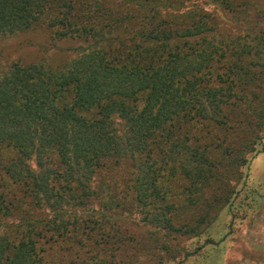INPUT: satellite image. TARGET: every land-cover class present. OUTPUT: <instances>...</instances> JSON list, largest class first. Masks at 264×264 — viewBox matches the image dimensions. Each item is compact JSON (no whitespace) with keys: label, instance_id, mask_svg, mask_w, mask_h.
Masks as SVG:
<instances>
[{"label":"rangeland","instance_id":"rangeland-1","mask_svg":"<svg viewBox=\"0 0 264 264\" xmlns=\"http://www.w3.org/2000/svg\"><path fill=\"white\" fill-rule=\"evenodd\" d=\"M46 5L0 34V72L38 64L49 78L97 52L154 81L93 105L73 85L52 96L103 142L90 166L55 141L39 156L0 144V264H264V0ZM12 96V120L41 105Z\"/></svg>","mask_w":264,"mask_h":264},{"label":"trees","instance_id":"trees-1","mask_svg":"<svg viewBox=\"0 0 264 264\" xmlns=\"http://www.w3.org/2000/svg\"><path fill=\"white\" fill-rule=\"evenodd\" d=\"M46 3L47 0H0V34H13L33 27L47 7ZM72 65L60 73L62 75L56 72L55 76L49 78L42 77L44 69L38 64L23 66L12 63L7 71L0 72V107L10 101L14 93L21 91L41 100V105L34 111L21 113L13 120L0 111V144L6 139L11 140L30 148L39 156L46 146L55 141L63 160L76 163L84 160V166H90L89 153L98 149L103 142L95 136L89 119L78 114L74 106L63 103L57 114H54L52 96L57 93L65 95L73 85V91L78 95L77 104L93 105L111 99L117 93L128 96L146 89L154 81L152 77L140 78L135 73L115 69L103 54L97 52L84 54ZM118 102L122 104L123 100ZM119 103L109 104L108 114L131 110L130 106L120 109ZM11 163L8 170L16 166L14 161ZM34 179L38 181L37 175ZM40 184L43 186L45 182Z\"/></svg>","mask_w":264,"mask_h":264}]
</instances>
